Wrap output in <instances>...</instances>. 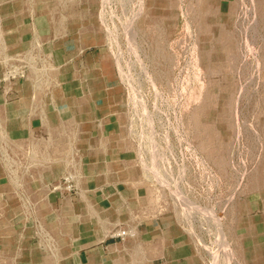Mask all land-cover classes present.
<instances>
[{
	"label": "rangeland",
	"instance_id": "374dc122",
	"mask_svg": "<svg viewBox=\"0 0 264 264\" xmlns=\"http://www.w3.org/2000/svg\"><path fill=\"white\" fill-rule=\"evenodd\" d=\"M77 4L113 69L147 210L176 216L202 264L215 248L218 264H264V0Z\"/></svg>",
	"mask_w": 264,
	"mask_h": 264
},
{
	"label": "crops",
	"instance_id": "0c3cea01",
	"mask_svg": "<svg viewBox=\"0 0 264 264\" xmlns=\"http://www.w3.org/2000/svg\"><path fill=\"white\" fill-rule=\"evenodd\" d=\"M78 13L0 0V264H202L176 216L147 210L113 69ZM65 175L74 195L50 192ZM123 226L136 237L111 239Z\"/></svg>",
	"mask_w": 264,
	"mask_h": 264
},
{
	"label": "built area",
	"instance_id": "2783aa9c",
	"mask_svg": "<svg viewBox=\"0 0 264 264\" xmlns=\"http://www.w3.org/2000/svg\"><path fill=\"white\" fill-rule=\"evenodd\" d=\"M16 76H21V73H16L13 70H7L3 80L12 79ZM49 190L52 193H59L60 195L71 196L76 191L75 179L72 175H65L60 180L49 185ZM134 233L127 229L117 228L114 230L110 238L124 241L125 239L132 238Z\"/></svg>",
	"mask_w": 264,
	"mask_h": 264
},
{
	"label": "bare ground",
	"instance_id": "6f19581e",
	"mask_svg": "<svg viewBox=\"0 0 264 264\" xmlns=\"http://www.w3.org/2000/svg\"><path fill=\"white\" fill-rule=\"evenodd\" d=\"M142 1V0H141ZM142 13V11L141 10H139V12H138V14H137V17H139V15ZM132 18V17H131ZM133 19V18H132ZM131 26V25H130ZM131 30V29H130ZM109 31V30H108ZM167 34V33H166ZM167 36V35H166ZM112 37V36H111ZM112 38H114V37H112ZM124 74H125V72H124ZM129 76V75H128ZM94 80V79H93ZM135 91V90H134ZM135 93V92H134ZM163 180V179H162ZM174 191H175V189H174ZM189 204V203H188ZM189 208H188V211H189V213L188 214H190V211H191V208H190V206H188ZM204 212H206V211H204ZM188 214H187V216H188ZM204 214V213H203ZM206 214H208V213H205V215ZM207 216H209V215H207ZM206 217V216H205ZM217 221V220H216ZM217 224H218V227H217V230H218V236H219V239H218V243H220V246H221V248L223 249V250H227L228 248H227V245L226 246H224V243H223V235H222V227H221V225H220V222H219V219H218V221H217ZM132 233H134L135 234V231H131ZM221 243H223V244H221ZM165 251V250H164ZM211 262H213V264H218V253H217V250H216V248H215V250H213V253H212V256H211Z\"/></svg>",
	"mask_w": 264,
	"mask_h": 264
}]
</instances>
